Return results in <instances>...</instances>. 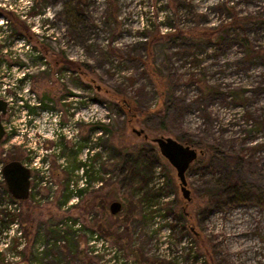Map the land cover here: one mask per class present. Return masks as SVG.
<instances>
[{
  "label": "rangeland",
  "instance_id": "rangeland-1",
  "mask_svg": "<svg viewBox=\"0 0 264 264\" xmlns=\"http://www.w3.org/2000/svg\"><path fill=\"white\" fill-rule=\"evenodd\" d=\"M10 2L0 89L40 104L7 114L33 191L0 264H264V0ZM162 135L202 150L191 199Z\"/></svg>",
  "mask_w": 264,
  "mask_h": 264
},
{
  "label": "water",
  "instance_id": "water-1",
  "mask_svg": "<svg viewBox=\"0 0 264 264\" xmlns=\"http://www.w3.org/2000/svg\"><path fill=\"white\" fill-rule=\"evenodd\" d=\"M8 111V101L0 96V144L5 137L6 129L3 123V115ZM142 133L143 129L138 130ZM147 136V134H146ZM159 145L161 153L176 167L181 181V189L187 199H191V191L188 188L186 172L191 163L198 157L202 150L182 142L173 136H158L153 138ZM2 174L8 191L16 198L26 200L30 197L32 186L31 167L26 165L22 159L12 158L6 161L2 167ZM120 206L119 202H113L112 210ZM17 264H32L28 261H20Z\"/></svg>",
  "mask_w": 264,
  "mask_h": 264
},
{
  "label": "built area",
  "instance_id": "built-area-1",
  "mask_svg": "<svg viewBox=\"0 0 264 264\" xmlns=\"http://www.w3.org/2000/svg\"><path fill=\"white\" fill-rule=\"evenodd\" d=\"M14 1H16V0H14ZM14 4H16V2L15 3L10 2L9 4L6 3V4H4V6L7 9L14 10L16 12V11H18V9H17V7L14 6ZM31 5H33L32 0H27V4H25V6L31 7ZM23 11L25 12V10L22 8V13L21 14L22 15H26ZM4 18L5 17H0V41L5 40V39L7 40V38H6L7 34L10 33V30H9L8 24H7L8 23V19L6 18V20H5ZM8 41L11 42L12 39L8 38ZM24 75H25V71L23 72V74H21L20 72L18 73V77L20 79H25L26 77L24 78ZM24 90L26 91V93H23V92L20 93L19 99L17 101L16 100L13 101V96L12 95L7 94L5 92H2V90L0 89V96L5 98L8 101V111H7L6 114L3 115V118L6 117V118L3 119V123H4L5 129H6L5 137H7V138H13V134H12L13 133V128L7 122L8 121L7 120V114H8V117H9L10 121H11L12 117H16L17 114H18L17 109H15L12 106V104H14L15 102H17L19 104V100H20V103L22 104L23 107L24 106H28V107H31V108L35 109L32 112L31 111L29 112V109H25V111L28 112V117L30 118V120H31V118L38 117V109H39L40 101H35L36 98L34 97L33 93H30L28 87H24ZM51 115H53V117L55 119L59 116L58 112H55L54 114L51 113ZM44 155H45V153H44ZM24 163L26 165H28L29 167H31L26 162H24ZM3 165H4V163H2V161L0 160V207H2L1 211H2V209H5L6 211H8V214L11 213V212H13V213L14 212H21V204H20V202H21L22 199L14 197L8 191L6 183H5V180H4V177H3V174H2ZM39 167H41L43 173H45V174H43V176H40V178H38V179H42L41 182L53 183V180L50 179V174H46V172L47 171L49 172V169H50L48 161H43L42 164ZM32 182H33V174H32ZM32 191H33V187L31 186L30 197L32 195ZM2 203L4 204V206L2 205ZM0 214H2L1 215L2 217L0 216V233H2L4 231L6 233L14 231V228L12 229L11 226H14V225L17 224V222L19 221V218H18L19 216L17 218H15V219L10 220V219H8L9 216H6L4 213H0ZM76 223L77 224H75V226H81V224L79 222H76ZM18 225H20V223H18ZM21 232H23V231L20 229V233ZM89 243L90 244L96 243L97 245H95V246L102 245V237H100V235L98 233H94L93 234V239ZM42 249H43V247L40 248V250H42ZM1 252H2V254H4L3 251H1ZM89 264H97V263L96 262H90Z\"/></svg>",
  "mask_w": 264,
  "mask_h": 264
},
{
  "label": "trees",
  "instance_id": "trees-1",
  "mask_svg": "<svg viewBox=\"0 0 264 264\" xmlns=\"http://www.w3.org/2000/svg\"><path fill=\"white\" fill-rule=\"evenodd\" d=\"M10 15L13 17L14 15H17V14H14L13 12H10ZM25 30H28V28L25 27ZM242 40H243L244 42L248 43V39H247L246 37H243ZM248 45H249V43H248ZM252 49H253L252 47L249 48V50H252ZM66 63H70L71 65L75 64V62H74V61H71V60H66ZM157 78H158V83L162 86L163 83H162V80L160 79L159 75H157ZM229 92H230L233 96H234L235 93H236V92L233 91V90H230ZM13 157H15V156H13ZM0 160L2 161V163H5V162H6V161H3V159H2L1 157H0ZM1 213H4L6 216H9L8 219H10V220L17 218L18 215H19V217H20V213H19V212H14V213L11 212V213L8 214V211H6L5 209H2ZM1 254H2V252L0 251V255H1Z\"/></svg>",
  "mask_w": 264,
  "mask_h": 264
},
{
  "label": "flooded vegetation",
  "instance_id": "flooded-vegetation-1",
  "mask_svg": "<svg viewBox=\"0 0 264 264\" xmlns=\"http://www.w3.org/2000/svg\"><path fill=\"white\" fill-rule=\"evenodd\" d=\"M7 3V1L6 2H2V1H0V17H5V16H7L6 18L7 19H10L11 17H10V12H13L14 14H16V12L14 11V10H10V9H7L5 6H4V4H6ZM28 32H29V28H28ZM32 36V35H31ZM31 36H29V37H31Z\"/></svg>",
  "mask_w": 264,
  "mask_h": 264
}]
</instances>
